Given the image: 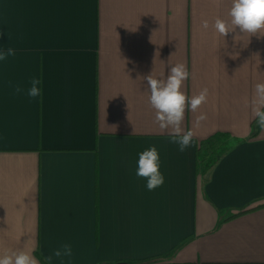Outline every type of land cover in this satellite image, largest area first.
<instances>
[{
  "label": "crops",
  "instance_id": "1",
  "mask_svg": "<svg viewBox=\"0 0 264 264\" xmlns=\"http://www.w3.org/2000/svg\"><path fill=\"white\" fill-rule=\"evenodd\" d=\"M230 7L0 0V50L16 51L0 61V255L31 251L43 264L39 252L48 264L68 243L63 264H264V130L251 107L264 36L216 33ZM178 63L187 96L208 89L197 112L185 111L195 147L184 152L155 123L145 79H166ZM218 133L239 143L204 177L197 145ZM152 146L165 182L148 191L135 171Z\"/></svg>",
  "mask_w": 264,
  "mask_h": 264
},
{
  "label": "clouds",
  "instance_id": "2",
  "mask_svg": "<svg viewBox=\"0 0 264 264\" xmlns=\"http://www.w3.org/2000/svg\"><path fill=\"white\" fill-rule=\"evenodd\" d=\"M219 6L221 0H214ZM228 20L217 17L213 28L216 33L226 37L230 32H239L260 38L264 36V0H231V7L228 11ZM202 28L208 29V20L202 21ZM151 40V39H150ZM14 48L8 47L0 50V61H6L10 56H15ZM190 73L183 63H178L170 68L166 79L154 78L151 74L145 77L149 90L150 106L155 110V123L158 124L161 132L168 131L170 143L176 144L180 152L189 147H195L193 141L194 132L185 131L182 127L185 119V111L197 112L202 104L207 102L208 89L203 88L198 94L187 96L182 90L184 82L188 80ZM30 87L26 95L30 99H36L41 95L39 87L41 81L33 77L30 80ZM9 86H12L9 82ZM16 94L25 93V89L19 85L14 86ZM252 114L256 119L257 126L264 130V83H257L254 86V95L251 100ZM207 119L206 114L201 113L195 118V126L199 127L201 122ZM136 178L146 181V189L153 191L163 186L165 176L161 172V161L158 149L152 146L138 154ZM73 256L72 246L68 243L62 244L59 248L53 249L52 254L45 259L52 264L53 258L60 260L61 264L65 258L69 260ZM0 264H39V261L32 255L31 251L5 250L0 255Z\"/></svg>",
  "mask_w": 264,
  "mask_h": 264
},
{
  "label": "trees",
  "instance_id": "3",
  "mask_svg": "<svg viewBox=\"0 0 264 264\" xmlns=\"http://www.w3.org/2000/svg\"><path fill=\"white\" fill-rule=\"evenodd\" d=\"M238 143V140L227 133H218L199 142L197 145V167L202 175L210 176L219 161L228 155ZM36 255L43 264H47L39 252Z\"/></svg>",
  "mask_w": 264,
  "mask_h": 264
}]
</instances>
